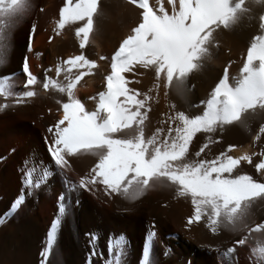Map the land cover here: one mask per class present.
Segmentation results:
<instances>
[{
    "label": "snow or ice",
    "instance_id": "6c2138e0",
    "mask_svg": "<svg viewBox=\"0 0 264 264\" xmlns=\"http://www.w3.org/2000/svg\"><path fill=\"white\" fill-rule=\"evenodd\" d=\"M129 3L141 10L140 19L111 55L110 71L103 77V90L86 98L94 102L93 109H86L77 98L76 88L82 78L97 67L95 60L88 59L81 51L79 55L58 62L55 76L60 77L63 73V79L50 77L47 75L50 70L45 69L43 90L66 97L63 102L56 101L62 114L48 128L51 142L48 143L46 138V147L52 166L63 176L70 167L69 159L81 154L94 157L95 163L88 176L76 182H66L65 191L58 196L57 213L46 233L41 264H46L58 235V226L66 215L65 193L70 199L79 191H94L97 184L103 186L106 195L115 194L131 203L143 196L152 184L170 182L175 186L176 196L191 202L192 214L186 219V228L203 222L213 235L221 230L233 234L264 231V223L253 228L248 226L250 210L258 202L264 205V182L252 175L241 174L239 170L242 161L252 163L251 157L227 154L232 149L230 145L213 158H203L201 154L209 144L218 142L212 140L211 135H205V142L198 151H190L197 134H213L232 125L247 128V115L258 110L264 112V0H155L154 3L129 0ZM33 7L32 0H0V65L6 62L16 23L26 19ZM256 8L260 9L258 28L261 34L252 37L239 73L230 77L226 67L207 98L196 105L202 108L200 113L189 115L175 111L170 105L173 114L161 121V124L167 123L166 130L157 127L146 136L145 121L153 90L162 82L165 95L169 89L180 94L188 76L211 58L212 49L218 46L215 43L218 30H228L245 18L251 19ZM97 15L98 0H63L54 32L59 35L66 26L82 22L74 32L79 48L83 50L90 44V33ZM35 28L33 24L30 29L28 51L32 50L31 38ZM141 69L154 73L152 88L143 93L128 87L132 81L127 78V74L135 75ZM22 71L26 76L25 90L16 94V105L37 95L36 91L29 90L39 81L29 71L26 57ZM10 79L11 74L0 76L2 98L13 97L9 90ZM9 106L2 104L0 109ZM259 133H264V126L260 127ZM252 155L259 156V162L254 165L256 172L264 173V151ZM50 171L52 168L41 166V172L34 180L37 169L26 161L22 192L4 217L14 214L23 203L24 189L30 195L33 190L45 186ZM86 236L90 248L88 264H91L92 257L98 254V237L95 234ZM154 237L150 228L140 264H151ZM246 238L241 236L234 244L244 245ZM126 248L123 235L109 236L106 240L107 259L103 258V252L99 253L102 264H123ZM250 251L260 264H264V245ZM233 253L234 248L229 247L224 255Z\"/></svg>",
    "mask_w": 264,
    "mask_h": 264
},
{
    "label": "bare ground",
    "instance_id": "6f19581e",
    "mask_svg": "<svg viewBox=\"0 0 264 264\" xmlns=\"http://www.w3.org/2000/svg\"><path fill=\"white\" fill-rule=\"evenodd\" d=\"M154 3L155 0H150ZM34 7L27 18L16 23L11 33L6 62L0 65V76L11 74L8 81L11 98L0 97V105H10L0 109V264H41V251L45 247L46 233L57 213L58 196L65 191L66 182H76L90 174L95 158L81 154L69 159L70 167L61 176L53 166L47 152L46 138L51 142L48 128L56 123L62 114L57 100L63 102L66 97L42 88L45 69L52 78L55 66L69 56L79 55L81 51L95 60L97 67L78 83L76 96L85 104L86 109L94 108V102L86 99L103 90V77L110 71L109 60L120 42L136 26L139 17L138 9L129 0H98V15L94 17V29L90 33V44L81 50L75 27L66 26L60 34L54 32L55 20L63 0H32ZM42 9V10H41ZM260 9L256 8L251 19L245 18L228 30H218L216 45L212 55L203 66L192 72L180 94L168 90L165 95L163 83L151 93L150 110L145 121V135H150L157 127L166 130V118L175 111L195 115L202 111L196 107L207 98L211 88L222 76L227 67L231 77L239 73L246 49L254 35L259 32ZM31 51H28L29 34L32 25ZM51 37V40H49ZM39 53V55H37ZM105 57L104 60L99 57ZM25 57L29 71L37 76L39 83L30 86L37 95L16 105V94L22 93L26 76L22 71ZM231 62V63H230ZM75 72V70H73ZM132 81L128 87L140 92L152 88L154 73L141 69L137 74H127ZM139 81V83H136ZM247 128L238 125L225 126L222 131L213 134H197L190 151L199 150L205 142V135L212 140L201 156L210 159L225 151L234 157L249 155L252 163L242 161L239 165L241 174L252 175L264 182V173H257L255 163L259 156L253 153L264 151V133H259L264 126V112L245 117ZM162 138V137H161ZM37 169L35 180L41 172V166L52 168L50 179L39 190L31 194L24 189V200L14 214L8 212L12 202L22 192V173L25 162ZM67 208L62 223L58 226V235L46 264H88L90 253L89 237L95 234L97 256L92 257L91 264H102L99 256L103 252L107 259L106 240L109 236L123 235L127 241L126 257L123 264H140L145 238L151 228L155 233L151 246V264H260L250 250L264 245V231L233 234L221 230L213 235L200 224L185 227L186 219L192 214L189 199L176 196L175 186L170 182H157L135 202H127L113 194L106 195L103 186L97 184L94 191H79L71 195L65 193ZM78 200V203H77ZM264 223V205L259 202L250 210L249 228ZM246 236L244 245H235L234 241ZM233 247L234 253L225 256L227 248ZM208 248L215 249L208 251ZM243 258V260H242Z\"/></svg>",
    "mask_w": 264,
    "mask_h": 264
},
{
    "label": "rangeland",
    "instance_id": "374dc122",
    "mask_svg": "<svg viewBox=\"0 0 264 264\" xmlns=\"http://www.w3.org/2000/svg\"><path fill=\"white\" fill-rule=\"evenodd\" d=\"M242 260H243V258H242ZM243 262H245V264H246V261L245 260H243Z\"/></svg>",
    "mask_w": 264,
    "mask_h": 264
}]
</instances>
